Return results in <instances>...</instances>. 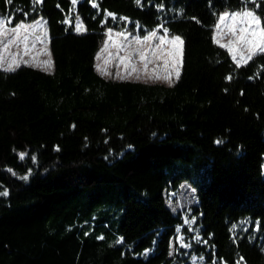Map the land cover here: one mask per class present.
<instances>
[{
  "label": "trees",
  "instance_id": "1",
  "mask_svg": "<svg viewBox=\"0 0 264 264\" xmlns=\"http://www.w3.org/2000/svg\"><path fill=\"white\" fill-rule=\"evenodd\" d=\"M242 8L264 24V0H0L13 24L43 18L53 63L0 69V264H264V54L237 68L213 40ZM126 29L181 37L175 83L96 73ZM184 182L191 225L160 203ZM165 218L182 245L157 261Z\"/></svg>",
  "mask_w": 264,
  "mask_h": 264
},
{
  "label": "rangeland",
  "instance_id": "2",
  "mask_svg": "<svg viewBox=\"0 0 264 264\" xmlns=\"http://www.w3.org/2000/svg\"><path fill=\"white\" fill-rule=\"evenodd\" d=\"M37 21L40 23L37 24ZM217 23L218 20L216 24ZM24 24L33 25V27L29 28L26 33H22V36H28L27 53L24 51V43L17 42L10 44L7 50L3 51L2 53L4 56V63L2 66H0V69L10 72L6 69L8 64L12 61L13 56H15L20 66H29L47 73H51L53 70V63L48 48L49 39L45 27V21L43 18H39L36 21ZM77 24H80L79 21L76 23V31ZM216 24L213 28V36L216 35V38L219 40V44L215 42L218 46H220V44L228 45L229 42L234 39L232 34L233 27L235 26L236 28H239L241 26L240 23H234L231 18H228L224 23L221 24V28L217 32ZM15 25L16 24L11 23L8 25V27H15ZM152 32H155L156 35L153 36L150 41H145L143 44H137L136 38L144 40V37L148 36L151 32L144 36H140L136 34V32H131L127 29L121 31L108 30L105 33L104 40L100 45L95 57L94 65L96 73L104 79L119 81L160 84L164 86H170L175 83L177 79L173 73L172 58L169 56V52L173 48V45L168 43L172 37L167 35L162 30H154ZM237 35H239V32H237ZM162 36L165 38L163 43L160 40V37ZM37 37H40V39H37ZM9 39H12L11 33L3 38L4 43H7ZM105 42H107V46H105ZM2 48L3 45L0 44V49ZM134 49H140L144 53V58L142 59L141 55L134 51ZM223 49L228 52L226 47H223ZM129 53H131V58L127 61L128 66L125 67L123 58L128 56ZM228 54L232 59V56L229 52ZM246 54V51L238 53L237 59L239 60L240 55ZM49 59L51 60V67L44 66L42 62ZM145 64H147V67H145ZM17 68L18 67L14 66V70ZM133 69H135V71H133ZM169 73H172L170 77L172 83H169L168 80L164 79L165 75ZM157 77H159V79H157ZM160 203L170 211L171 218L176 216V214H182L184 224L191 225L194 223L193 215L189 216L188 210L191 207L200 204V197L196 195V192L189 184L184 182L181 184L178 192L175 195H167L164 193ZM187 213L189 217L186 216ZM171 218H165L163 222V231L165 232L164 251L157 257V261L171 257L174 253L175 244L182 245V236L180 234L181 229H175ZM152 236L153 234L150 233L143 237L139 241L138 247L140 249L146 248L150 244ZM145 251L146 253L150 252L147 251V248L144 250V252Z\"/></svg>",
  "mask_w": 264,
  "mask_h": 264
},
{
  "label": "snow or ice",
  "instance_id": "3",
  "mask_svg": "<svg viewBox=\"0 0 264 264\" xmlns=\"http://www.w3.org/2000/svg\"><path fill=\"white\" fill-rule=\"evenodd\" d=\"M10 2L11 0H9V3ZM35 2L40 3L41 0H35ZM139 2L140 0H137V3ZM75 3H76V0H73V4ZM228 18H231V20L234 23H240L241 26L239 28H236L234 26L232 29V34H233L234 39L230 41L228 45L220 44V47L227 48L228 52L232 56L234 63L236 64V67L239 68L243 64H246L249 60H252L254 56L258 54H264V24H262L261 18L258 15H256L254 11H250V10H247L246 8H242L238 12L237 11H233V12L226 11L220 14L218 16V23L216 24L217 32L220 30L221 24L224 23ZM36 23L39 24L40 22L37 21ZM10 24H11L10 20L0 18V44L3 45V48L0 49V66H2L4 63V56L2 53L3 51L7 50L10 44L17 43V42L24 43L25 53H27L28 51V47H27L28 36L27 35L22 36V33H26L29 28L33 27V25H30V24L26 25L23 22H21V23L16 24L15 27L9 28L8 25ZM82 29H83V26L81 24H77V31H81ZM165 32H167L166 28H165ZM237 32H239V35H237ZM9 33L12 34V39H9L7 43H4L3 38ZM155 35H156L155 32H151L148 36L144 37V40H140L139 38H136V43L143 44L145 41H150L151 38ZM37 39H40V37H37ZM160 40L163 43L165 38L162 36L160 37ZM213 40L214 42L219 44V40L216 38V35L213 36ZM168 43L173 45V48L169 52V56L170 58H172V61H173V73L176 79H179L180 67H181L180 57L182 54L183 40L179 36H173L171 40L168 41ZM105 46H107V42H105ZM134 51L139 53L142 59L144 58V53L140 49H134ZM245 51L247 54L240 55V58L238 60L237 59L238 53H242ZM130 58H131V53H129L128 56L123 58L125 67L128 66L127 61ZM42 63L46 67H51L50 59L43 61ZM14 66L15 67L20 66L15 56H13L12 61L8 64V67L6 70L8 71L14 70ZM145 67H147V64H145ZM133 71H135V69H133ZM171 75L172 73H169L165 75L164 77V79L168 80L169 83H172V80L170 78ZM157 79H159V77H157ZM20 155H21V159H23L24 154L21 153ZM24 179H27V177H24ZM0 195L6 196L8 195V193L5 191L3 193H0Z\"/></svg>",
  "mask_w": 264,
  "mask_h": 264
}]
</instances>
